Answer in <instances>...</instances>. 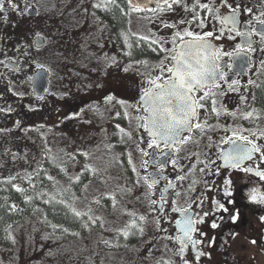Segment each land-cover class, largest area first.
Returning <instances> with one entry per match:
<instances>
[{"label": "flooded vegetation", "instance_id": "1", "mask_svg": "<svg viewBox=\"0 0 264 264\" xmlns=\"http://www.w3.org/2000/svg\"><path fill=\"white\" fill-rule=\"evenodd\" d=\"M78 1L59 21L66 62L55 74L36 66L47 54L39 55L43 39L29 35L35 0H4L0 232L14 236L16 226L39 216L63 231L74 216L58 197L67 185L55 171L77 161L108 167L111 151L120 150L144 234L133 229L137 244L121 234L126 257L136 264H264V0H171L151 12L116 0ZM185 42L204 48L206 86L190 94L189 131L177 143L154 141L149 92L155 97L172 81ZM38 71L47 78L36 91ZM96 150L102 153L91 160ZM241 150L251 158L237 163ZM37 229L28 261L42 263L52 244ZM6 248L0 239V254ZM3 257L0 264H10L13 254Z\"/></svg>", "mask_w": 264, "mask_h": 264}, {"label": "rangeland", "instance_id": "2", "mask_svg": "<svg viewBox=\"0 0 264 264\" xmlns=\"http://www.w3.org/2000/svg\"><path fill=\"white\" fill-rule=\"evenodd\" d=\"M72 3L74 5L66 0H35L38 16L30 20L29 24V35L44 41L42 49L45 50L39 55L47 54L45 57L38 56L36 66L49 67L55 74L66 62L63 61L66 58L62 55L63 46L58 41V25L63 12H70L69 7L75 11L76 6L80 5L78 0ZM100 153L102 150H96L91 160H98L97 155ZM95 164L89 167L88 162L77 161L66 169L55 171L67 185H64L58 197L64 199V204L71 209L74 217H66L70 224L65 223L63 231L52 230L44 218L39 216L38 219L31 218L28 224L16 226L13 230L15 237L0 232L1 241L9 243V248H6L9 252L2 251L0 254L2 260L4 254L12 253L10 264H136L134 258L126 257L129 247L122 245L127 242L121 235H126L131 244L138 242V238L131 235L134 228L139 237L144 235L138 229L143 220L135 213L133 192L129 191L132 190L130 166L126 164L120 150L111 151L108 167L101 164L100 160ZM85 172L84 179L87 181L78 188L73 187L77 184L75 179ZM105 179L108 180L107 186H104ZM105 194L106 198L101 197ZM37 227H40L42 238L47 240L49 246L52 244L40 255V258L43 257L42 263L28 261L36 253L33 238Z\"/></svg>", "mask_w": 264, "mask_h": 264}, {"label": "water", "instance_id": "3", "mask_svg": "<svg viewBox=\"0 0 264 264\" xmlns=\"http://www.w3.org/2000/svg\"><path fill=\"white\" fill-rule=\"evenodd\" d=\"M124 1L126 5L131 9L139 10L141 12H151L155 7L165 5L169 3L171 0H124ZM36 46L41 47L42 42L38 40L36 42ZM203 51L204 48L200 43H196V42L181 43L177 47L178 63L173 73H175L176 70L179 67H181L179 62L183 61L184 64L187 65V69H184V71L189 73H196L197 75L204 74L203 57H202L204 56ZM200 53H203V55H201ZM46 78H47V73L45 71H38L34 75L33 84L36 91H38L39 89L40 90L44 89ZM202 78L204 79V75ZM173 82H174V75L172 74V81L169 82L164 88L159 90L155 97H153V95H149L148 96L149 101L147 103V107L149 108L147 126L150 137H153L152 121L154 115L166 118L168 123L173 127L174 131L181 127L186 128V131L181 130L178 133H176L174 139L169 140L168 143H177L178 140L182 137V135L189 131L192 120L190 119L186 126L182 125V121L185 119V117L181 114V109L179 106L180 98L174 95L171 91H165L166 89H169V87L173 84ZM190 94L191 93L186 95L190 98V102L194 108V103ZM161 95L163 96V99L160 98ZM169 114H170V118H169ZM177 121H180L181 123H176Z\"/></svg>", "mask_w": 264, "mask_h": 264}, {"label": "snow or ice", "instance_id": "4", "mask_svg": "<svg viewBox=\"0 0 264 264\" xmlns=\"http://www.w3.org/2000/svg\"><path fill=\"white\" fill-rule=\"evenodd\" d=\"M109 3H111V0H108ZM173 2H176V0H173ZM4 0H0V12L4 11L3 7ZM230 23L235 24L236 18L232 17ZM183 38V37H181ZM194 39H203L200 37H194ZM203 55V53H200ZM180 66L174 75V82L169 87V89H166L165 91H171L174 95L178 96L180 98V109L181 114L185 117V119L182 121V125L186 126L190 119L194 118L195 109L193 108L190 98L186 95L193 92L194 88H202L205 85L204 79L202 78L204 74L197 75L196 73H189L184 71V69H187V65L184 64L183 61L179 62ZM210 75V73H209ZM150 83H155L154 81H150ZM157 88L160 87V85H156ZM180 90V91H177ZM149 95H151V92H149ZM161 99H163V96H160ZM170 118V114H169ZM176 123H181L180 121H177ZM181 130H185V127H181L179 129H176L174 131L173 127L168 123L167 119L160 116L153 117L152 121V135L154 141L156 140H162V141H169L174 139V136L176 133H178ZM238 139V137H237ZM153 147H157V144L154 142ZM251 158L250 152H243V150L238 151L234 154L233 159L236 160L237 163L241 162L242 159H249ZM261 179H264V176L261 177ZM228 195H231V193H228ZM261 202H264V197L261 198ZM252 203H257L255 199L252 200ZM235 223V221H233ZM188 223H191L189 221ZM215 227V225L213 226ZM185 236H188V232H185Z\"/></svg>", "mask_w": 264, "mask_h": 264}, {"label": "trees", "instance_id": "5", "mask_svg": "<svg viewBox=\"0 0 264 264\" xmlns=\"http://www.w3.org/2000/svg\"><path fill=\"white\" fill-rule=\"evenodd\" d=\"M118 3H120V5H124V1L123 0H116ZM70 221V220H69ZM66 222H68V219H66Z\"/></svg>", "mask_w": 264, "mask_h": 264}, {"label": "bare ground", "instance_id": "6", "mask_svg": "<svg viewBox=\"0 0 264 264\" xmlns=\"http://www.w3.org/2000/svg\"><path fill=\"white\" fill-rule=\"evenodd\" d=\"M1 197V196H0ZM6 202V201H5ZM12 206V205H11Z\"/></svg>", "mask_w": 264, "mask_h": 264}]
</instances>
